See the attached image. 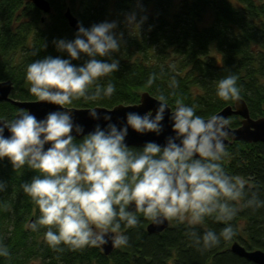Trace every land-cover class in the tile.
<instances>
[{"label":"clouds","instance_id":"obj_1","mask_svg":"<svg viewBox=\"0 0 264 264\" xmlns=\"http://www.w3.org/2000/svg\"><path fill=\"white\" fill-rule=\"evenodd\" d=\"M136 7H140L138 0ZM145 19L131 10L121 23L138 32ZM122 36L116 20L88 27L78 21L72 39L52 41L55 51L66 55H45L26 65L27 91L37 101L58 106L41 118L20 109L12 119H0V160L6 158L12 170H34L21 183L39 212L26 227L31 231L44 227V240L53 249L61 244L72 249L108 243L122 247L128 244L122 226L135 227L139 213L153 225L168 220L185 223L190 239L201 250L217 246L234 235L230 221L239 211L237 202L245 207L264 205L255 193L247 195L243 179L222 167L227 119L219 114L204 118L196 114L195 106L179 100L170 110L161 94L154 108L126 111L115 121L110 111L89 108L87 117L96 123L85 133L69 110L77 99L112 96L115 85L106 78L118 69L114 54L122 48ZM74 60L81 62L74 64ZM214 88L223 101L240 98L235 74L219 78ZM165 122L170 134L163 144L126 143L130 130L159 136ZM5 186L0 181V191ZM206 219L224 226L219 232L206 228L198 233L193 226L203 225ZM8 255L0 243V256Z\"/></svg>","mask_w":264,"mask_h":264},{"label":"trees","instance_id":"obj_2","mask_svg":"<svg viewBox=\"0 0 264 264\" xmlns=\"http://www.w3.org/2000/svg\"><path fill=\"white\" fill-rule=\"evenodd\" d=\"M47 1L51 11L45 14L25 0H0V80L12 81L13 99H34L24 79L28 63L45 55H66L57 53L52 41L74 36L64 16L68 8L85 27L116 20L123 33L122 48L114 54L118 69L106 78L115 85L112 96L77 99L71 106L132 104L140 91H148L155 97L164 95L171 108L177 100L193 105L196 114L206 118L233 103L219 99L214 88L219 78L231 73L237 76L250 116H264V0H138L139 8L137 0ZM131 10H136L137 18L146 17L138 32L121 23ZM18 110L10 102H0L4 119H12ZM239 120L236 115L228 118L232 127ZM221 164L227 174L245 181L247 195L255 193L264 200V142H231ZM33 174L27 167L12 170L6 158L0 160V181L6 185L0 191V243L9 252L0 256V264H255L232 253L230 244L238 241L246 249L264 251V205L245 207L240 202L230 221L232 238L207 250L193 243L185 223L170 220L162 231L147 232L149 221L139 213L135 227L122 226L127 246L109 254L98 246L72 249L61 244L53 249L44 240V227L38 231L26 227L39 214L21 189ZM223 226L206 219L193 227L200 233L206 228L219 232Z\"/></svg>","mask_w":264,"mask_h":264},{"label":"water","instance_id":"obj_3","mask_svg":"<svg viewBox=\"0 0 264 264\" xmlns=\"http://www.w3.org/2000/svg\"><path fill=\"white\" fill-rule=\"evenodd\" d=\"M25 1L32 3L35 7H37L41 12L45 14L51 11L50 4L47 0H25ZM64 16L67 20L68 25L74 30H76L78 19L70 12L68 8H66L64 12ZM12 88L13 85L11 80L9 79L0 80V102L1 101L10 102L16 107H18L19 110L20 109L30 110L32 113H34L37 116V118L43 117V115L46 112L54 110L55 108L58 107L56 105H50L46 102L37 101L35 99L33 100L13 99L10 96V92ZM157 102L158 101L156 97L151 95L148 91H140L138 101L132 104L118 103L116 105H113L112 107H104L99 105H95L92 107H75V106H68V107L69 110L73 112L75 121L83 125L84 132L86 133L90 131L91 128L93 127V124L96 123V121H93L87 117L86 112L88 111L89 108H95L98 112L101 113L105 111H110L112 119L113 121H115L117 117L122 118L126 111H137L143 113L145 110L149 108H154ZM169 109L171 110L172 108L169 106ZM214 114H219L227 120L232 115H236L240 117L238 125L234 127L229 125V135L224 139L225 146H227L233 141L264 142V116L251 117L249 114L247 104L242 97H240L239 100H233L232 104H227L223 106ZM0 119H4V118L0 117ZM166 120H167V110L165 112V121ZM101 126H103V122H101ZM4 134L8 135L6 129ZM168 134H170V128L167 122H165L164 129L162 130L159 136L153 135L151 133L139 135L130 130L128 136L126 137V143L129 146H142L145 143V141L154 140L156 143L163 144L164 137ZM45 147H47V145H45ZM168 225H169V220L159 225H153L151 222H148L145 226V229L147 232L155 233L162 231ZM114 248L115 247L112 246L111 243L105 244L102 247H100L101 251L104 254H109ZM229 249L232 253L240 257H244L255 264H264V251L261 249H253V250L246 249L238 241H233L230 244Z\"/></svg>","mask_w":264,"mask_h":264}]
</instances>
